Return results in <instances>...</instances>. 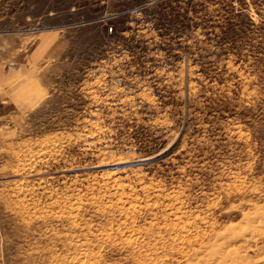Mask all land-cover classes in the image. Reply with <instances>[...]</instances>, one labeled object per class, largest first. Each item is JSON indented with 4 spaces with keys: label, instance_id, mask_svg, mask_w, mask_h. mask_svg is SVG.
Instances as JSON below:
<instances>
[{
    "label": "rangeland",
    "instance_id": "obj_1",
    "mask_svg": "<svg viewBox=\"0 0 264 264\" xmlns=\"http://www.w3.org/2000/svg\"><path fill=\"white\" fill-rule=\"evenodd\" d=\"M0 264H264V0H0Z\"/></svg>",
    "mask_w": 264,
    "mask_h": 264
},
{
    "label": "built area",
    "instance_id": "obj_2",
    "mask_svg": "<svg viewBox=\"0 0 264 264\" xmlns=\"http://www.w3.org/2000/svg\"><path fill=\"white\" fill-rule=\"evenodd\" d=\"M1 104V103H0Z\"/></svg>",
    "mask_w": 264,
    "mask_h": 264
}]
</instances>
